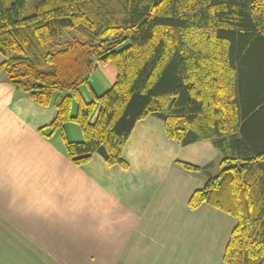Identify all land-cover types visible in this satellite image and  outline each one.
<instances>
[{
	"label": "trees",
	"instance_id": "trees-1",
	"mask_svg": "<svg viewBox=\"0 0 264 264\" xmlns=\"http://www.w3.org/2000/svg\"><path fill=\"white\" fill-rule=\"evenodd\" d=\"M25 3L0 0V77L56 109L50 132L80 127L82 140H65L71 161L126 167L124 145L150 115L183 145L210 139L220 170L188 207L236 219L224 264H264V0H41L29 16ZM97 63L116 70L101 94Z\"/></svg>",
	"mask_w": 264,
	"mask_h": 264
},
{
	"label": "crops",
	"instance_id": "crops-1",
	"mask_svg": "<svg viewBox=\"0 0 264 264\" xmlns=\"http://www.w3.org/2000/svg\"><path fill=\"white\" fill-rule=\"evenodd\" d=\"M115 80L112 64L97 63L89 84L101 94ZM55 116L0 77V264H224L236 219L206 203L188 207L220 170L210 139L183 145L150 115L124 145L126 167L98 153L76 166L65 140L82 131L67 122L50 132Z\"/></svg>",
	"mask_w": 264,
	"mask_h": 264
},
{
	"label": "rangeland",
	"instance_id": "rangeland-1",
	"mask_svg": "<svg viewBox=\"0 0 264 264\" xmlns=\"http://www.w3.org/2000/svg\"><path fill=\"white\" fill-rule=\"evenodd\" d=\"M13 0H5V3L7 6H9L11 3H12ZM41 0H26V3H25V12H24V15L25 16H29L31 15L33 12H34V8L36 6V4H38ZM92 84H97L98 88H99V83H98V80L94 77H92ZM96 88V89H98ZM87 87L86 86H83L82 87V91L84 92V94L86 96H88V93H87ZM100 91V90H99ZM77 126V125H75ZM79 128V127H78ZM80 129V128H79Z\"/></svg>",
	"mask_w": 264,
	"mask_h": 264
}]
</instances>
